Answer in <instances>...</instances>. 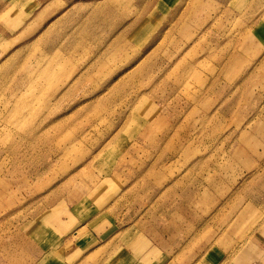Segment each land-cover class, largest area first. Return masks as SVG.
Here are the masks:
<instances>
[{"label": "rangeland", "instance_id": "1", "mask_svg": "<svg viewBox=\"0 0 264 264\" xmlns=\"http://www.w3.org/2000/svg\"><path fill=\"white\" fill-rule=\"evenodd\" d=\"M240 5L51 0L38 12L31 0L3 5L0 264H41L28 231L40 213L57 215L51 206L39 210L40 202L55 201L64 185L92 196L132 187L125 215L143 203L175 208L162 219L198 233L170 264L252 241L264 219V54L247 35L258 22L237 16ZM239 38L247 46L234 50Z\"/></svg>", "mask_w": 264, "mask_h": 264}, {"label": "crops", "instance_id": "2", "mask_svg": "<svg viewBox=\"0 0 264 264\" xmlns=\"http://www.w3.org/2000/svg\"><path fill=\"white\" fill-rule=\"evenodd\" d=\"M10 1L0 0V11L3 5ZM31 1L41 5L35 8H38V12L51 0ZM159 1L161 0H158V3ZM223 1L244 3L243 6L240 5L237 16L242 17L246 13L255 20L252 25L258 22L260 30L256 29L257 24L250 28L247 35L251 43L253 41L261 46L264 54V21L261 22L264 0ZM22 2L25 5L27 0ZM235 39L233 36L229 41L234 44ZM262 42L263 45H260ZM242 46L245 48L247 45L239 38L233 48L240 50ZM235 59L237 58L232 60L233 64H240ZM228 62L225 59L219 64L224 66ZM118 190L101 189L92 193L96 194L92 196L85 186L77 188L73 185L66 188L64 185L57 187L55 201L49 202L50 198L43 195L39 210L47 211L51 206V210L57 208L58 211L57 215L53 212L50 216L48 213H40L41 219H36L28 231L35 262L40 260L41 264H170V259L183 257V252L194 243V235L198 231L194 233L192 225L186 227L173 218L162 219L164 215L172 216L171 212L175 208L158 209L155 205L148 210L144 208L143 203L142 208L138 206L132 215H125L129 208L126 200L128 194L133 193L132 187L126 186ZM144 193L137 192V195ZM254 229L251 242L244 241L242 245L229 251L213 245L188 264H264V219ZM181 233L185 236L191 235L190 239L180 238ZM184 257L191 259L193 255L186 252Z\"/></svg>", "mask_w": 264, "mask_h": 264}, {"label": "bare ground", "instance_id": "3", "mask_svg": "<svg viewBox=\"0 0 264 264\" xmlns=\"http://www.w3.org/2000/svg\"><path fill=\"white\" fill-rule=\"evenodd\" d=\"M49 67H50V66H49ZM44 68H45V67H44ZM48 69H49V68H48ZM213 71H214V70H213ZM44 72H45V71H44ZM32 74H33V73H32ZM43 75H44V74H43ZM30 76H31V75H30ZM31 81H32V80H31ZM35 83H36V82H35ZM221 153H222V152H221ZM223 153H224V152H223ZM210 173H211V172H210ZM206 175H207V174H206ZM201 203H202V202H201ZM205 247H206V246H205ZM205 247H204V248H205ZM175 253H176V252H175ZM172 264H173V263H172Z\"/></svg>", "mask_w": 264, "mask_h": 264}]
</instances>
